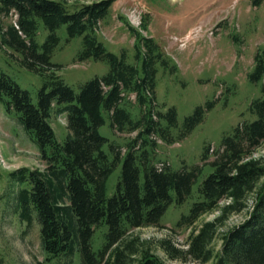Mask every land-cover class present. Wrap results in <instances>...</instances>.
<instances>
[{
	"label": "trees",
	"instance_id": "16d2710c",
	"mask_svg": "<svg viewBox=\"0 0 264 264\" xmlns=\"http://www.w3.org/2000/svg\"><path fill=\"white\" fill-rule=\"evenodd\" d=\"M114 1L72 6L66 0H0L1 43L19 53L21 63L43 78L35 100L0 69V102L8 112L17 113L18 122L46 163L45 169L22 167L11 173L26 184L16 195L21 219L28 224L37 220L48 261L63 256L68 258L65 264H166L146 241L130 237V231L160 226L169 206L174 201L185 202L199 183V199L176 223L193 228L187 248L163 238L159 247L167 257L203 264L213 260L214 264H264V150L255 156L264 145V95L250 104L256 119L241 121L225 134L214 160H209L208 144L202 164L190 170H174L168 162L158 165V141H182L203 122L214 102L197 106L179 125L177 107L159 103L156 90L158 64L171 71L177 66L147 33L148 17H142L139 28L125 20L134 37L132 61L126 48L117 54L100 38V24ZM13 13L16 22L5 27L3 17ZM63 25L68 40L82 37L80 61L102 60L109 65L105 74L85 81L78 91L53 70L57 65L51 62L60 43L57 31ZM43 30L47 34L41 42ZM248 79L262 82L264 93V47L257 51ZM132 97L139 109L137 117L128 106ZM53 114H66L68 134L63 142L52 125ZM105 114L114 132H136L124 150L100 132ZM120 163V179L109 196L108 179ZM208 163L213 171L199 182ZM245 210L248 217L221 234V248L216 251L220 229L233 214ZM213 212H218L213 219L195 226L203 215ZM101 225L106 226L105 241L95 249L93 237Z\"/></svg>",
	"mask_w": 264,
	"mask_h": 264
},
{
	"label": "rangeland",
	"instance_id": "374dc122",
	"mask_svg": "<svg viewBox=\"0 0 264 264\" xmlns=\"http://www.w3.org/2000/svg\"><path fill=\"white\" fill-rule=\"evenodd\" d=\"M70 5L94 0H66ZM143 16L149 19L148 34L153 36L177 66L158 64L157 100L166 106L175 105L178 123L182 125L186 116L199 105L214 102L205 119L182 141L168 144L158 141L155 162H168L172 169H191L202 164L206 145L212 161L222 137L231 133L244 120H254L250 110L255 98L264 95L262 82L252 83L248 74L253 70L255 55L264 47V0H115L110 14L99 27V36L107 48L117 54L126 48L133 56L134 37L130 34L125 20L139 28ZM17 15L3 17L4 26L16 22ZM60 43L51 56L56 67L53 70L77 91L82 83L109 70L107 62L88 59L80 61L78 53L82 48V37L68 40L67 26L58 29ZM146 33V32H144ZM47 32L39 35L42 42ZM2 42L0 30V69L12 76L22 88L30 91L37 100L38 89L43 84L42 76L21 63V55ZM14 53V55H12ZM133 57L131 58L132 61ZM128 106L135 117L139 109L134 98ZM106 123L100 132L123 150L136 132L113 131L110 118L105 114ZM52 125L60 142L68 134L66 114H53ZM105 150L110 152L108 145ZM264 145L255 156L263 153ZM22 167L45 169L46 163L40 156L38 146L30 139L18 122L16 112H8L0 102V264H65L66 257L47 260L48 254L42 247L40 227L36 219L28 224L20 217L16 195L26 184L11 175ZM120 163L108 179L107 193L112 196L120 179ZM213 171L206 164L199 182ZM199 183L193 186V193L181 204L174 201L161 218L160 226H147L130 231L129 236L146 241V246L160 256L166 264H203L189 259H170L159 247V240L170 238L174 244L187 248L192 227H177L176 223L187 214L199 199ZM254 195L250 202H253ZM224 202V201H223ZM218 212L203 215L195 226L213 219ZM249 215L247 210L233 214L215 239V250L221 248V234L242 223ZM193 226V227H195ZM106 226L96 228L93 245L99 249L105 241ZM138 257V256H137ZM78 263L79 259L76 257ZM204 264H214V260Z\"/></svg>",
	"mask_w": 264,
	"mask_h": 264
},
{
	"label": "built area",
	"instance_id": "2783aa9c",
	"mask_svg": "<svg viewBox=\"0 0 264 264\" xmlns=\"http://www.w3.org/2000/svg\"><path fill=\"white\" fill-rule=\"evenodd\" d=\"M160 141V140H159ZM163 164V162L161 163V164H158V165H162Z\"/></svg>",
	"mask_w": 264,
	"mask_h": 264
}]
</instances>
